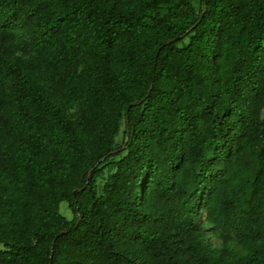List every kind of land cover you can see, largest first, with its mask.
I'll return each mask as SVG.
<instances>
[{
  "label": "trees",
  "instance_id": "16d2710c",
  "mask_svg": "<svg viewBox=\"0 0 264 264\" xmlns=\"http://www.w3.org/2000/svg\"><path fill=\"white\" fill-rule=\"evenodd\" d=\"M0 264H264V0H0Z\"/></svg>",
  "mask_w": 264,
  "mask_h": 264
},
{
  "label": "rangeland",
  "instance_id": "374dc122",
  "mask_svg": "<svg viewBox=\"0 0 264 264\" xmlns=\"http://www.w3.org/2000/svg\"><path fill=\"white\" fill-rule=\"evenodd\" d=\"M60 212L62 213L63 216L66 218L70 219L71 218V212L67 209L66 203H61L60 205ZM209 238L211 240L212 245H216L219 243V240L215 239L211 232L208 233Z\"/></svg>",
  "mask_w": 264,
  "mask_h": 264
},
{
  "label": "water",
  "instance_id": "95a60500",
  "mask_svg": "<svg viewBox=\"0 0 264 264\" xmlns=\"http://www.w3.org/2000/svg\"><path fill=\"white\" fill-rule=\"evenodd\" d=\"M168 44V43H167Z\"/></svg>",
  "mask_w": 264,
  "mask_h": 264
}]
</instances>
